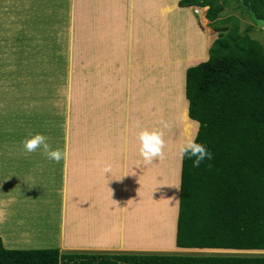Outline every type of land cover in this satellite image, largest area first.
I'll return each mask as SVG.
<instances>
[{"label":"rangeland","instance_id":"rangeland-1","mask_svg":"<svg viewBox=\"0 0 264 264\" xmlns=\"http://www.w3.org/2000/svg\"><path fill=\"white\" fill-rule=\"evenodd\" d=\"M176 1L177 3H170V0H135L134 5H131L130 0H125L123 8L122 5H116L113 9L114 32H118L117 37L122 35L121 29H125V57H119L111 63L106 60L103 63L97 61L96 63L106 69L104 72H92L93 66L87 63L82 65L81 68L83 69L80 73L69 71L54 73L51 70L54 63L60 62L63 64L68 58L67 54H69V60L72 59L76 65L79 57L75 58L73 54L82 53L78 50L80 47H83L87 53L91 52L88 50L93 49L92 47L95 44L96 48H100L101 45L107 43L108 39L105 41L95 39V35L97 33V35L101 34V29H105L104 25H101L103 21H98L94 15L86 19L80 18L75 9H66V7L63 9V12L69 14V19L65 22L71 19V26L59 27V24L64 22L65 18L63 20L58 18L60 23L59 21L53 22L54 19L49 20L50 25L46 27V31H48L50 39L47 42L48 46L44 49L50 52L49 60L45 63H50L49 67H45L46 70L42 74L41 70L37 73L26 71L23 64V57L26 58L28 54V44L32 41L31 38L27 40L29 21L25 19L24 15L22 16L24 19L21 30L24 38H17V48L13 47L10 51V49L5 50V48L0 47V238L6 249H57L64 255L71 253L69 252L72 250L70 248L74 245L75 247H73L79 250V252L75 251V254L147 255L144 250H148L147 248L153 245L148 243L144 247L143 242L140 241L141 238L145 240L153 239V242L157 241L161 245L165 243L163 242L165 239L161 238V234L165 231V225L169 220L167 203L164 205V214H150L151 203H148V200L144 202V200L150 196L152 197L150 194L154 189H162L167 186L169 166L166 168L164 166L162 170L159 169L161 165H165V162L163 163L160 159L153 160L150 169L147 164L145 165L139 153L137 138L139 132L134 128L138 124L145 123L144 117L147 115H143L144 112L149 111V108L145 107L143 111L142 106L150 101L149 98L156 95V93H160V97L161 94L169 93L164 86V81L167 79L173 86V82L177 79L180 80L183 73L181 71L172 72L173 63L168 60L163 64L160 63V60L169 56H159L160 52H163L161 51L162 48L153 45L154 42L143 44L146 46H143L141 51L137 50L139 46L136 45L141 44V34H138L140 31L146 30V36L149 40L153 36L152 41L155 37L157 39L159 36L166 34L165 27L162 30L158 23L159 21L162 23L168 20L171 16L169 13L174 10L173 7L180 9L179 2L182 0ZM131 8H134V10L131 11ZM122 11L124 13L123 18ZM195 11L199 14L197 21H201L205 27L207 52L217 39L218 34L214 32L205 18L207 9H196ZM187 14H185V20L188 18ZM242 15L237 9V5L230 2L222 18L238 17L242 20L241 29L244 32L249 26H252V23L247 16H245L247 18H244V15ZM131 16H134L133 21L130 19ZM107 23L111 24L109 15H107ZM44 24L46 25L47 22H44ZM19 26L17 29H20ZM8 28L10 31L12 30V26L6 24V22L0 23V32H8ZM48 28L50 31L47 30ZM51 30L59 33L58 37L61 39H58V41L60 42L51 39ZM260 33H264V30L254 32L252 35L255 38L258 37L264 43V34ZM111 35L112 42L115 44L117 41L116 37L113 39L115 34ZM160 41L162 47H169L167 36L161 38ZM194 42L195 38L192 36L189 38L184 37V39L180 36L173 38L170 43L176 45L177 49L173 46L170 55L181 53L186 56L190 53L188 46L191 45L190 48H192ZM74 46L76 48H73ZM96 50L93 49L92 51L101 56V51ZM42 52L44 51L41 50L40 53ZM51 53L54 54L51 55ZM38 57L39 55L36 58L35 69L42 68L40 57ZM175 57H172V59ZM186 58L189 59V65H192L191 57L186 56ZM152 62H154V67L156 65L159 70L151 71L147 69V65ZM174 62L176 63V58ZM11 64L14 70L8 72ZM99 65H94V68ZM109 65L111 66L109 67ZM28 75H33L35 79L29 80ZM60 77L64 81V85L61 87H59L61 84H57L55 79H60ZM83 81L86 82L84 83L85 86L86 84H90V86L83 87ZM173 105H175V102L170 100L165 108ZM180 106L181 111L175 116L177 132L175 135L177 136L174 141H170L174 148L170 153L171 156H174L173 164L178 162L181 157L179 148L185 138L188 135L195 136L198 131V126L189 121L187 110H184L183 104H180ZM153 107L156 108L152 110L155 113L158 106L154 101L151 108ZM157 112L169 119L168 111L161 112L157 110ZM94 128L102 131L104 136L107 134V140H100L98 144L104 146V158L102 159L105 165L111 167L112 175L111 173H108V175L113 180L112 187L114 191L119 193V198L123 193L122 191L125 192V212L122 215L117 211H121V209L115 208L117 204L114 201H120L118 196L115 199H106L101 205H98L94 198V201L88 203L83 200L82 206L75 210H73L74 206H72L70 197H68L66 201L69 210L66 206L67 211L65 210V215H63V201L61 194H59L60 179H55L57 187L52 185L51 194H49L48 191L44 192L43 190L42 184L44 185L45 178L40 177L41 179H39V175L43 176L42 168L46 171L51 166L57 167L60 171L62 163L66 159L65 156L59 162H54L45 158L39 151L27 153L23 150L21 140L28 132L43 133L47 137V142L51 148L60 149L62 153L68 156L67 147L71 144L67 143L77 142L85 146L91 145L92 141L90 140L96 142L94 137L91 138L96 134L97 129ZM125 128L130 131L125 132ZM79 129L82 130L84 136L82 135L83 137L79 138L78 141H74L76 140L75 137L80 134ZM152 129L156 130V127L154 126ZM178 136L180 137L178 138ZM177 138L179 146L175 147L173 143H177ZM167 156L170 159L169 154ZM164 160L166 161L165 158ZM153 168L158 169L156 170L158 175L161 174L158 179H154ZM164 168L165 171H163ZM135 177H137V181ZM173 182H175L174 179L170 181V184H173ZM177 186L179 187L178 181ZM108 188L104 186L103 191ZM171 191L173 196L179 198L180 191L172 186ZM38 192L39 196L35 197ZM167 193L168 190L166 189ZM112 195L114 196L113 193ZM92 197H94L93 194ZM89 207H92V209H89ZM81 208L84 211L80 212ZM99 213L102 215H99ZM171 214L174 213L171 212ZM154 217L163 218L160 226L157 225L156 220L154 222ZM63 224L66 226L64 233H62ZM124 232L125 236L128 235L125 237V248L130 246L135 250L139 248V251L129 252L127 251L129 249L126 248L125 251L117 250L113 252L112 247L115 245V240L118 241L116 235L120 234L122 237ZM166 233L168 239L170 233L165 231ZM172 233L173 226L171 227ZM108 239H112L114 243H108ZM169 241L170 239L167 240V242ZM95 245L99 247L95 248ZM171 251L160 254L197 255ZM155 255H158V253Z\"/></svg>","mask_w":264,"mask_h":264},{"label":"trees","instance_id":"trees-1","mask_svg":"<svg viewBox=\"0 0 264 264\" xmlns=\"http://www.w3.org/2000/svg\"><path fill=\"white\" fill-rule=\"evenodd\" d=\"M230 2L251 21L246 31H242L238 17L222 18ZM180 6L187 11L192 6L208 7L206 17L217 39L206 52L205 28L200 21L191 23L188 18L180 27L171 26L174 38H195L192 65L179 68L183 70L172 65L171 70L183 73L181 81L177 79L173 86L164 81L169 93L149 98L142 106L143 111L149 108L143 115H147L145 123L134 129L139 132L155 126L165 143L163 156L153 160L165 162L161 170L164 166H169L168 172L179 170L173 184L168 177L172 172H167V186L151 201L160 211L157 214H164L166 203L173 202L174 212L176 209V229L168 237L173 240L172 251L209 255H62L57 249L9 250L0 238V264H264V257L242 255L264 253V43L252 35L264 30V0H251L248 8L242 0H182ZM165 22L159 21L161 29ZM153 67L154 62L147 65V69L156 71L157 66ZM170 100L175 105L165 108ZM153 101L157 110L168 111L171 123L157 110L153 113ZM180 104L187 110L189 121L198 126V142L212 153V159H205L199 167H193L192 160L182 155L172 163L174 156L170 153L174 148L170 141L177 136L175 116L181 111ZM178 138L175 147L179 146ZM177 181L179 198L171 191ZM161 238L167 240L165 231Z\"/></svg>","mask_w":264,"mask_h":264},{"label":"crops","instance_id":"crops-1","mask_svg":"<svg viewBox=\"0 0 264 264\" xmlns=\"http://www.w3.org/2000/svg\"><path fill=\"white\" fill-rule=\"evenodd\" d=\"M134 1L135 0H130L131 5H134ZM124 3H125V0H87V1H81V0H0V23L2 24V23L6 22V24L12 26L11 31L8 28V30H9L8 32H3V31L0 32V47L5 48V50L10 49V51H12L13 47L17 48V45H16L17 44L16 43L17 38H19V37L24 38V36L21 32L22 27H23V19H24V18H22V16L24 15L25 19L27 21H29V34L27 36V40L29 38H31L32 41L30 42V44H28V50H27L28 54H27L26 58L23 57V59H24L23 64H24L26 71H31L33 73H37L38 71L41 70L40 72L42 74L43 71L46 70L45 67H49V63H50V62L45 63V61L49 60L48 56H49L50 52L48 50L44 49V47L48 46L47 42L50 39L48 31H46V27L48 25H50L49 20L54 19L53 22H55V21L57 22V21H59L61 19L63 20V18H65L63 20L64 22L60 23V21H59V23H60L59 27L66 28V26H71V24H72V22H70L71 19L65 22V20L69 19V14L67 12H63V9H65V7H66V9H68V8H70L71 10L75 9V10H77V15L80 18L86 19V18L94 15L95 19H97L98 21H103V23L101 25H104L105 29H101V34L97 35L98 34L97 33L95 35V39L97 38L98 41H102V40L105 41L108 39L107 43L105 45H101L100 48H96L97 47L96 44L94 45V47L91 46L93 49H97L96 51H101L100 52L101 56L97 52L92 51L93 49H89L88 51H91V52L86 53L85 49H83V47H80V48H78V50H79V52H82V53L73 54L75 58L79 57L76 65L72 61V59L69 60V54H67L68 58L65 61L67 66H63L64 64H61L60 62H58V63H54L52 65L51 70H53L52 72H54V73H66L68 71L80 73V72H82V69H83V68H81L82 65L84 63H87L90 66H93V68L91 70L92 72H99V71L104 72L106 69H104L102 65H99V63H96L97 61H100V63H103L104 60H106L107 62L111 63V62L117 60L119 57H122V56L125 57V48H126L125 47V29L124 28L121 29L122 35H118L116 37V34H118V32L117 31H116V33L114 32V24H113V20H114L113 9L116 7V5H122V8H123ZM170 3H177V1L176 0H170ZM173 9L174 10L171 11V13H169V15H171V16L168 18V20H166L165 24L162 26V30L165 27V31H169V32L164 34V35L159 36L157 39L155 37L152 41L153 36H152L151 40H149L148 37L146 36V30L140 31V32H138V34H141V44H138L136 46H139L137 50L141 51V48L143 46H146L143 44H146V43L149 44L151 42H154L153 45H156V46L158 45V47L162 48L161 51H163V52L162 53L160 52L159 56H169L168 58L160 60V63L163 64L168 60L170 63H173L172 65L176 66L179 69L180 67H184V66L189 65V63L187 62V61H189V59H187L186 56L191 57V50L193 47L189 49L190 53H188L186 56L182 55L181 53H173L172 55H170V53H172V50L169 47L168 48L162 47V45H160V43H161L160 39L163 37H166V36L168 37V39H173L174 37L170 34L171 26H173V28H174V26L180 27L188 18H191L192 19L191 23H193V22H195V20H197L199 15L198 16L194 15V13L191 9H188V11L184 10L182 8H180V9L176 8L175 9V7H173ZM94 10H95V12H94ZM109 10H110V12L108 13ZM133 10H134V8L133 9L131 8V11H133ZM185 14H187V16H188V18L186 20H185V18H186ZM107 15H109L111 18V24L110 25L107 23ZM55 17H56V19H55ZM123 17H124V13L122 11V18ZM58 18H59V20H58ZM133 18H134V16L130 17L131 21H133L132 20ZM169 20H171V21H169ZM172 21H174V22H172ZM44 22H47V24L45 25ZM68 22H70V24H68ZM168 23H170V24H168ZM201 24L204 27V24L202 22H201ZM18 26L20 29H17ZM47 30H49V28ZM55 33H56V35H55ZM58 34L59 33L57 31L51 30V36H52L51 39H54L56 41H58V39H61L60 37H58ZM111 34H115V36L113 38V39H115V37H116L117 41L115 44H113V42H112V39H111L112 35ZM149 35H151V34H149ZM147 39H148V41H147ZM58 42H60V41H58ZM206 45H207V41H206ZM190 47H191V45H190ZM73 48H76V47L74 46ZM41 50L44 52L40 53ZM83 53H85V55L82 56ZM53 54L54 53H51V55H53ZM38 55L40 57V63L42 65V68L35 69V63L37 61L36 58ZM77 55H79V56H77ZM172 57L176 58V63L174 62L175 58L172 59ZM204 57H207V54H204ZM186 62H187V64H186ZM70 65H72V66H70ZM94 65L95 66L99 65V66L94 68ZM75 66H77L78 68ZM110 66L111 65H109V67ZM13 70L14 69H13L12 64H11L9 66L8 72H13ZM179 70H183V69H179ZM171 71L174 72L173 70H171ZM27 78L29 80L31 79V81L35 79L33 75H28ZM42 78H40V79H42ZM55 79H56V83L59 80L62 81V82L58 83V84H61L59 87L64 85V81H63L62 77H60V79L59 78H55ZM82 83H83V87H84L85 86L84 83H86V82L83 81ZM42 84H41V86H42ZM89 86H90V84H86L85 88H87ZM81 87H82V85H81ZM7 95H9V94L7 93ZM80 123H82V122H80ZM94 129H97V128H94ZM129 131H130L129 129L125 128V132H129ZM95 132H96V134H94L91 138L94 137L96 142L94 143V140H90V141H92L90 143L91 145L88 144V145L82 146L80 143H77V142H74L73 144L67 143V144H71L69 147H67L69 155L68 156L65 155L66 159H65L64 163H62V167H61L60 171L58 170L57 167L51 166V167L47 168L46 171H44L42 168L43 176L39 175V179H41L40 177L45 178L44 185L42 184V186H43L44 192L48 191L49 194H51L52 185H54V187H57V183H55V179L56 178L60 179L59 194H61L62 201H63V208H64L63 215H65V212L67 210H69V208H68L69 206L67 204L68 202L66 201V200H68V197H70V201L73 204L72 206H74L73 210H75L76 208L82 206L83 200H85L86 203H88V202H91L92 200L94 201V199H95L97 204L101 205L104 203V201L106 199L111 200L112 198L115 199L116 196H118V199L120 200L119 202L113 200L115 202V204H117L115 208H120L121 211H119L117 209L116 210L118 211V213H121L122 215L125 212V200H124L125 192L122 191L123 193L119 198V195H118L119 193L115 192L114 188L112 187V185H113L112 178L108 175V173H105V175H104V173L101 170L102 167L105 165V163H103V159H102V158H104V146L98 144V141L100 142V140H107V136H106L107 134L104 136L102 131H99L98 129ZM79 133L80 134L75 137L76 140H74V141H78L79 138L84 136L81 129H79ZM152 162L153 161H151V162H145L144 161L145 165L147 164L149 169L151 167ZM145 168H146V166L144 167V169ZM156 170H158V169L153 168V174L155 175L154 179H157L156 176H158V173L156 172ZM171 172H172V174L169 176L167 175V176L174 179V180H178L179 170H173ZM171 172H168V174H170ZM48 178H49V181H48ZM52 178H53V180H52ZM136 179H137V177H135V180ZM104 186L109 187V188L106 191H103ZM163 189L164 188L154 189L150 194V195H152V197L150 196V197L145 199V201L148 200V203H151L150 208H149L150 214L158 213L159 209H155L156 204H154L151 201L155 200V198L158 197L157 196L158 192H160V190H163ZM35 193H37V192H35ZM104 193H105V195H104ZM112 193L114 194V196L112 195ZM92 194L94 195V197H92ZM38 196H39V192L35 197H38ZM90 205H92V204H90ZM66 206H67V210H66ZM90 208L92 209V207H89V209ZM171 208H172V213H174L173 229H176V220H177L176 209L174 212V206L173 205H171ZM82 211H84V210L81 208L80 212H82ZM99 215H102V214L99 213ZM154 218H155L154 222L156 220L157 225L160 226L161 220H163V218H161V217H157V218L154 217ZM150 223H152V222H150ZM65 227H66L65 224H63L62 233H64ZM127 236H125V232H124L122 237L120 236V234L116 235V237H118V241L115 240V243L113 242L112 239L107 240L108 243H112V244L114 243L115 244L112 247L113 252L117 251V250L118 251L119 250L125 251L126 248L129 249L127 251H132V252L133 251H139V248L137 250H135L134 248H131L130 246H126V248H125V237H127ZM167 240H165L164 245L159 244V242L154 243L153 239L145 240L144 238H141L140 241L143 242V244H142L143 246L147 245L148 243L153 245L152 247L147 248L148 250H144V252H163L164 253V252L172 250V248L170 247L172 241L170 239V241H169L170 243H168ZM131 246H136V245H131ZM98 247H99L98 245H95V248H98ZM144 247H146V246H144ZM70 249H72L70 251H79V250H76L73 246ZM151 250H156V251H151ZM171 252L175 253V251H171ZM186 253H193V254H197V255H209L208 252H200V251H190V252H186ZM66 254H75V253L71 252V253H66ZM77 254H80V253H77ZM88 255H92V254L88 253ZM242 255L244 257H264V253H243Z\"/></svg>","mask_w":264,"mask_h":264},{"label":"clouds","instance_id":"clouds-1","mask_svg":"<svg viewBox=\"0 0 264 264\" xmlns=\"http://www.w3.org/2000/svg\"><path fill=\"white\" fill-rule=\"evenodd\" d=\"M188 9H191L194 15L197 16L199 14L195 11L196 9L198 10L207 9V12L209 10L208 7L200 8L197 6L194 7L192 6L189 7ZM207 12L205 14L206 19H207L206 17ZM207 22H209L208 19ZM168 32L169 31H167L166 33ZM171 40L172 39H169V48L172 50L173 46L175 48L177 47L176 45L174 44L172 45L170 43ZM179 81H181V79ZM165 127H167L166 123H165ZM137 138L139 141V153L145 162H151L153 161V159L160 158L163 156V148L165 142L163 140V134L160 131L155 129L149 130L147 128H144L141 131H139ZM21 144L25 152L33 153L39 151L40 154L43 155L45 158L54 162H59L66 155L65 153H62L60 149L51 148L47 142V137L43 133H39V132L37 133L28 132L26 136L21 140ZM179 151L182 156H186L188 159L192 160L193 167H199L205 159L208 160L212 159L211 151L208 150L203 143L198 142L196 136L193 135H188L185 138L183 143L180 145ZM101 170L104 173V175L105 173H111V167L109 165H104ZM174 187H176L178 191L180 190L178 186H174Z\"/></svg>","mask_w":264,"mask_h":264},{"label":"bare ground","instance_id":"bare-ground-1","mask_svg":"<svg viewBox=\"0 0 264 264\" xmlns=\"http://www.w3.org/2000/svg\"><path fill=\"white\" fill-rule=\"evenodd\" d=\"M197 58V57H195ZM194 59V58H193ZM200 59V58H199ZM188 62V61H187ZM186 62V64H187ZM179 71V70H178ZM158 109V108H157ZM167 209H168V223L165 225V231H169V233L171 234V227L173 226V217H174V214H171L172 212V208H171V205L170 203H167ZM165 213V212H164ZM4 216V215H3ZM166 217V216H165ZM167 234V233H166ZM169 234V236H170ZM170 243V242H168ZM164 245V244H163ZM167 245V244H166ZM74 246V245H73ZM75 247V246H74ZM166 248V247H165Z\"/></svg>","mask_w":264,"mask_h":264},{"label":"water","instance_id":"water-1","mask_svg":"<svg viewBox=\"0 0 264 264\" xmlns=\"http://www.w3.org/2000/svg\"><path fill=\"white\" fill-rule=\"evenodd\" d=\"M250 1L251 0H242V4L245 8H248L249 7V4H250Z\"/></svg>","mask_w":264,"mask_h":264}]
</instances>
